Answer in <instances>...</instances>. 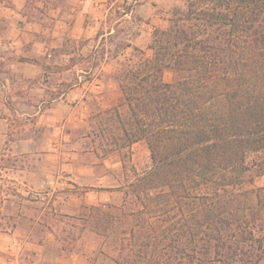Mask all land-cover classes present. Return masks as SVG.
I'll list each match as a JSON object with an SVG mask.
<instances>
[{
	"label": "trees",
	"instance_id": "obj_1",
	"mask_svg": "<svg viewBox=\"0 0 264 264\" xmlns=\"http://www.w3.org/2000/svg\"><path fill=\"white\" fill-rule=\"evenodd\" d=\"M149 48L116 74L126 113L107 110L93 137L103 152L146 142L151 165L129 184L140 207L119 237L113 214L82 215L115 239L114 264H264V0H188Z\"/></svg>",
	"mask_w": 264,
	"mask_h": 264
},
{
	"label": "crops",
	"instance_id": "obj_2",
	"mask_svg": "<svg viewBox=\"0 0 264 264\" xmlns=\"http://www.w3.org/2000/svg\"><path fill=\"white\" fill-rule=\"evenodd\" d=\"M174 1L179 0H0V54L18 56L9 66L25 83L17 96L36 101L23 113L39 115L37 122L47 130L45 146L37 148L44 164L24 172L23 184L42 194L49 216L55 213L62 223L71 222L75 228L88 225L90 220L82 215L88 207L105 208L114 194L122 193L112 190L116 186L111 184V175L99 169L102 149L93 142L101 123L106 124L105 112L125 105L114 76L118 57L110 50H119L121 56L122 49L129 47V19L135 29L140 26V33H135L137 45L143 36L144 9L154 28L158 25L155 17ZM129 3H133L130 10ZM72 49L90 50L91 66L85 68L90 62L76 60ZM72 68L75 72L67 74ZM102 163L108 169L114 165L104 157ZM56 233L49 230L48 237L56 240ZM19 234L24 235V230ZM69 257L79 258L80 253Z\"/></svg>",
	"mask_w": 264,
	"mask_h": 264
},
{
	"label": "rangeland",
	"instance_id": "obj_3",
	"mask_svg": "<svg viewBox=\"0 0 264 264\" xmlns=\"http://www.w3.org/2000/svg\"><path fill=\"white\" fill-rule=\"evenodd\" d=\"M187 1L179 0L172 4L169 2L166 7L167 11L164 12L161 9L158 17H155L158 24L156 26L166 27L174 11L186 9ZM127 6L130 10L133 3H129ZM144 10L145 13L141 20L143 27L141 41L137 45L135 44V33H140V26L138 25V29H135V23L129 19L128 39H132V42L128 41L129 47L126 50L122 49L121 56H119V50H110L112 56L118 57L114 65L115 77L126 67L137 64L142 55L140 49L146 56L152 55L149 44L154 29L151 28L153 22L146 13V9ZM71 51L74 52L76 60L90 62L89 64L85 63V68L90 67L93 63L89 61L92 54L90 50H85L84 53H79L77 49ZM55 55L59 54L55 53ZM2 56L4 59L1 58ZM17 57L16 54L13 55L10 52L5 55L0 54V160L3 157L10 159L9 169L0 167V209L3 208L0 210V222H3V227L6 228V230L0 231V264H114L112 256L116 253L115 239L97 233V229L93 227L92 223L75 228L71 222L62 223V218L55 213L53 216H49L46 201L41 198L42 194L29 191L30 189L23 184L24 172L42 167L44 164L42 152L37 148L45 146L47 130L45 126L37 122L39 115L23 113L24 109L32 108L27 105L36 104V101L17 96L20 92L18 90L25 85L16 77L15 73L11 72L9 67L11 59ZM60 66L64 67V65ZM54 67L58 68L59 66ZM74 72L75 68H72L66 73ZM7 75L9 76L8 82L5 80ZM173 78L172 71L164 72L165 81H172ZM120 111L125 114L126 105L122 106ZM96 144L98 145V141ZM98 154L101 155L99 169L109 173L111 184L116 186L112 190L122 192L113 195L109 206L101 207L117 217L115 236L119 237L121 228L130 224L132 219L130 213L140 207L135 196L129 190V184L134 179L133 170L136 169L142 173L149 169L151 165L150 152L146 142L139 141L136 145L128 148L108 149L106 152L102 150ZM103 157L114 165L109 169L106 168L102 163ZM92 158L94 160V157ZM255 183L256 185L264 184V176L257 177ZM16 192L21 195H17ZM19 202L22 203L20 208H23L24 213L27 214L26 218L17 215ZM25 204L28 205L26 208ZM5 206L7 209L4 208ZM4 214L6 217L2 219ZM40 214L42 215L40 216ZM15 223L16 225L13 226ZM98 229L104 230L105 228ZM23 230L24 235L19 234ZM49 230L57 232L56 240L48 237ZM92 231L96 234L93 235ZM67 232H70V235ZM28 234L30 237H27ZM29 240L31 242H28ZM25 243H28L27 247ZM72 252L80 253V257H69ZM65 258H67L66 263L63 261Z\"/></svg>",
	"mask_w": 264,
	"mask_h": 264
}]
</instances>
